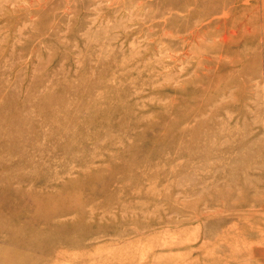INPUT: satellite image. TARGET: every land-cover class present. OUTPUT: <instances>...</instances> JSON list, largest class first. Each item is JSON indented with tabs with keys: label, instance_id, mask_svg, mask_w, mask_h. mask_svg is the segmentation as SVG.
I'll return each instance as SVG.
<instances>
[{
	"label": "rangeland",
	"instance_id": "rangeland-1",
	"mask_svg": "<svg viewBox=\"0 0 264 264\" xmlns=\"http://www.w3.org/2000/svg\"><path fill=\"white\" fill-rule=\"evenodd\" d=\"M23 1L0 0V264H264V1L224 40L209 0Z\"/></svg>",
	"mask_w": 264,
	"mask_h": 264
},
{
	"label": "bare ground",
	"instance_id": "bare-ground-1",
	"mask_svg": "<svg viewBox=\"0 0 264 264\" xmlns=\"http://www.w3.org/2000/svg\"><path fill=\"white\" fill-rule=\"evenodd\" d=\"M6 1V0H5ZM13 1V0H12ZM25 1V0H24ZM23 1V2H24ZM210 1V3H209V5L206 7L205 6V8H203L202 10H200L199 11V14L201 15L202 13L203 14H206V15H209V14H212V13H216L217 11H219V9L220 10H225V11H222L223 13V15H225L224 16V18H223V20H219L218 21V23H217V26L216 27H220L221 28V30H222V32H223V37H222V39L224 40V39H226L227 38V35H226V33H227V26L229 25V24H231L232 25V27L233 26H235V23H234V21H233V19L235 20V22H236V25H237V21H236V19H237V17H239V15H238V12L237 11H235L237 8H239V7H246V5L248 4L249 5V3L251 4V2H253V1H251V0H246V1H241V0H209ZM264 1V0H263ZM37 2V1H36ZM25 3V2H24ZM45 3V2H44ZM254 3V2H253ZM264 3V2H263ZM31 4V3H30ZM232 17V19L230 20V18ZM230 21H232L231 23H230ZM250 32V30L249 29H247V30H245V32ZM231 32H233V33H236V30H232ZM238 32V31H237ZM261 43V42H260ZM251 44V43H250ZM257 44V43H256ZM214 45V44H213ZM258 45V44H257ZM260 48V47H259ZM253 59V58H252ZM177 134V133H176ZM175 135V134H174ZM176 136V135H175ZM53 195V194H52ZM55 196V195H54ZM53 196V197H54ZM48 204H49V202H48ZM90 208V207H89ZM93 212V211H92ZM28 245V242L27 241H21L20 242V246L21 247H25V246H27ZM40 246H43V245H40ZM61 246V245H60ZM64 246V245H63ZM51 247H45V248H43V250L44 251H42V254H44L45 256L46 255H48V252H50L51 251ZM16 252V251H15ZM18 256H19V254H18ZM21 256V255H20ZM33 260V259H32ZM31 260V261H32ZM27 261H29L28 262V264H30L31 263V261H30V258L28 257V259H27ZM26 261V262H27Z\"/></svg>",
	"mask_w": 264,
	"mask_h": 264
}]
</instances>
